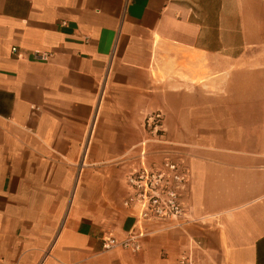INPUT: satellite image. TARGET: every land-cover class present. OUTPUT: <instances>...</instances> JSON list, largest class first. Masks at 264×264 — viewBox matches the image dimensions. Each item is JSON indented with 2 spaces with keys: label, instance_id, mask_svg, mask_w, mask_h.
<instances>
[{
  "label": "crops",
  "instance_id": "obj_1",
  "mask_svg": "<svg viewBox=\"0 0 264 264\" xmlns=\"http://www.w3.org/2000/svg\"><path fill=\"white\" fill-rule=\"evenodd\" d=\"M166 157L191 222L103 252L125 176ZM184 255L264 264V0H0V264Z\"/></svg>",
  "mask_w": 264,
  "mask_h": 264
},
{
  "label": "built area",
  "instance_id": "obj_2",
  "mask_svg": "<svg viewBox=\"0 0 264 264\" xmlns=\"http://www.w3.org/2000/svg\"><path fill=\"white\" fill-rule=\"evenodd\" d=\"M15 51L12 48L11 52ZM48 58L47 54L39 56L41 61H47ZM162 124L163 115L160 112L148 116L144 122L146 130L157 140L163 135ZM144 155L145 152L141 150L140 156ZM187 182V170L169 157L150 165L141 163L139 167L133 168L124 178L127 196L122 207L128 211L134 223L121 240L103 237L101 250L109 252L119 249L135 254L141 249L143 240L157 228L173 230L188 225L191 220L182 203ZM177 264H193V261L190 256L184 255Z\"/></svg>",
  "mask_w": 264,
  "mask_h": 264
}]
</instances>
